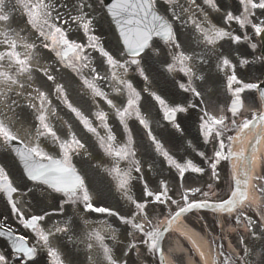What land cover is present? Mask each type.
<instances>
[{
    "label": "snow or ice",
    "instance_id": "obj_1",
    "mask_svg": "<svg viewBox=\"0 0 264 264\" xmlns=\"http://www.w3.org/2000/svg\"><path fill=\"white\" fill-rule=\"evenodd\" d=\"M103 2L99 0V3ZM238 2L241 6L239 14L226 11L222 23L230 25L235 22L240 28L250 26L255 35L264 38V20L253 22L255 10H264V0ZM210 10L222 12L217 0H202V3L200 0H111L104 16L114 24L117 34L120 47L114 53L98 34L103 17L98 19L95 0H0V145L9 146L13 142L20 145L14 149V153L22 165L21 181L26 178L31 182V186L14 183L8 166L0 162V195L5 196L22 227L30 230L35 237V243L30 244L26 235L14 233L11 227L4 232L5 225L0 223V234H6L13 241L16 253L32 259L38 249H43L50 264H68L62 248L69 244L75 246L82 227L74 212L63 221L44 227L42 222L53 213L45 211L43 214L26 215L20 200L29 195L35 198L48 193L59 194L62 199L58 203V214L61 216L66 215V206L75 208L82 205L85 212L115 217L121 224L130 225L141 233L143 239L139 243L146 245L148 251L160 252L161 258L163 251L160 241L164 231L181 215L193 209L209 207L231 212L248 200V175L251 171L249 150L254 153L259 144L254 122L264 126V112L253 113L250 119H245L239 125L233 119L231 125L237 134L227 136L226 145L224 133L228 125L224 110L220 109L221 114L215 115L207 107L202 109L200 130L205 142L215 137L217 147L212 157H207L204 152H198V155L210 161L212 176L216 179H219L217 165L221 161H232L233 186L228 197L215 204H210L206 199L190 200L189 196L201 193V189L187 188L181 193L183 206H179L178 201L169 196V187L164 180L160 181L158 191H152L144 182L143 197L150 199H137L131 193L132 181L144 179L142 162L137 159V141L129 126V120L133 118L144 130L154 152L170 168L176 169L180 178L188 171L197 174L205 171L191 160L178 162L154 134L148 113L142 110L143 93H147L162 110L164 119L173 125L177 133H181L183 129L177 121V114L197 107L190 102L187 105L169 103L153 90L151 73L157 63L163 65L167 73H182L187 82L179 83V89L199 98L203 104V93L197 82L205 81L203 66L215 57L217 70L226 73L227 90L231 94L228 111L233 117L243 107L242 94L246 90H260L261 97H264L262 84L241 80L236 73L237 65L222 48L218 50L225 39L238 45L250 38L246 34H234L214 23L209 18ZM73 26L75 31L82 32L86 42L71 38ZM181 29L190 30L187 41L180 39ZM249 47L255 52L257 44L249 43ZM92 53H98L99 65ZM236 55L240 66L251 63L239 53ZM258 59L264 61V55ZM61 69L74 74L87 93L107 104L123 129V139L118 138L109 123V112L97 105V110L91 113V117L98 121L94 124L89 115L74 105L69 98L67 85L59 78ZM130 69L136 72L142 87L138 88L133 83L129 77ZM102 82L111 89L110 92L101 87ZM53 96L74 115L87 133L95 137L96 146L103 156L97 157L96 163L90 159H84L83 163L105 171L116 181L118 190L134 206L128 215H121L110 207L98 206L94 202L85 171L73 162L74 157L90 158L93 153L73 130L72 124L59 116L57 107L53 105ZM121 97L124 99L118 104L116 99ZM249 131L253 138L246 147L245 137ZM152 166L148 165L149 170ZM134 172L140 174L139 177L133 176ZM261 191L264 192V189ZM201 194L208 195L206 192ZM153 202L161 205L170 202L178 205V210L163 225L146 230L145 224L137 222V217L144 216L146 219L148 206ZM245 219L250 226L252 239L264 240V231L257 233V225L251 217ZM6 220L7 217H4ZM147 223L150 226L152 222L148 220ZM83 225L88 230L86 239L81 242L86 243L90 253L98 249L96 257H88L93 264H128L127 260H118L113 248L105 243L106 239H117L115 228L108 224L93 226L87 219L83 220ZM260 227L264 228V224ZM239 243L243 247L237 256L226 253L221 246L220 264H252L253 249L243 237ZM129 250L139 251L137 243H131ZM124 255H128V252H124ZM260 255L264 257V246ZM0 264H8V258L3 253H0ZM213 264L217 262L213 261Z\"/></svg>",
    "mask_w": 264,
    "mask_h": 264
},
{
    "label": "rangeland",
    "instance_id": "obj_2",
    "mask_svg": "<svg viewBox=\"0 0 264 264\" xmlns=\"http://www.w3.org/2000/svg\"><path fill=\"white\" fill-rule=\"evenodd\" d=\"M95 2H96V8H97V13H98V15L100 16V17H103L102 16V13H101V11H100V4H99V0H95ZM99 17V18H100ZM98 18V19H99ZM105 27H103V28H105V29H107V31H108V25L105 23V21L102 23ZM252 39H253V37H251ZM108 40L111 42V45L113 46V52L114 53H116V52H118L119 50H118V46H117V44H116V41H115V39H114V36H113V34H112V32L110 31V29H109V34H108ZM253 54L256 56L257 55V52L255 51V52H253ZM97 56V58H98V60L100 61V58H99V55H96ZM243 56L244 57H246L247 59L249 58V53L248 52H244L243 53ZM256 66L258 67V69H259V71L257 72V73H254L250 68L247 70V71H245V75L248 77V79L247 80H251L253 77H255V78H259V79H261L262 78V76H263V74H264V66H263V64H262V61L261 60H259V62H257V64H256ZM130 71H133V70H131L130 69ZM132 73H135V71H133ZM171 81H173L172 79H170ZM77 85V84H76ZM75 85V86H76ZM170 90H172L173 89V87H174V84L173 83H169L168 85H166ZM78 93V92H77ZM76 93V95H75V99L76 100H78V95H79V93L77 94ZM214 95H215V90H213V92H212V96H211V100H214V102H212L213 103V105H216L217 104V102H216V100H215V98H214ZM121 98H123V97H121ZM121 98H119V99H117V103L119 104L121 101H122V99ZM55 102V101H54ZM172 103H174L173 101H172ZM55 104V106L58 108V103L56 102V103H54ZM58 114H59V116L63 119V120H66L67 121V118H66V116L67 115H64L63 114V112H58ZM113 117L112 118H114V124H115V126H116V133H117V135H118V138H120V139H123V135H122V133H123V129H122V127L119 125V123H118V121L115 119V117H114V115H112ZM73 118H74V116H72ZM72 122L73 123H71V122H69V123H71L72 124V126H73V130L74 131H76V133L77 134H80V131H81V129H80V127H79V124H77V122H75V120L74 119H72ZM130 126V125H129ZM83 128V127H82ZM132 131H133V136H134V138L136 139V141H137V146H136V149L138 150V153H139V155L141 156V134H140V128L137 126V128L134 126V128H132ZM85 134H87V133H85ZM101 134H103V130L101 131ZM21 135H23V132H21ZM88 136L89 137H93L92 136V134H88ZM95 139V138H94ZM1 147L3 146V145H0ZM49 150H51V149H49ZM182 151V150H181ZM91 152H92V149H91ZM95 152L97 153V157H102L103 156V154L100 152V150L98 149V152H97V150L95 149ZM185 155H189V153L188 152H184V151H182V157L184 158V156ZM80 157V156H79ZM84 159H86L85 157H80L79 158V160L81 161V160H84ZM105 159V161L107 160V158H104ZM137 159H139V158H137ZM140 160V159H139ZM187 160H190V156H186V158L183 160V161H187ZM11 164H12V166H13V168H14V170H15V176L16 177H20V180H21V174L19 173V169L17 168V165H16V163H15V161H13V160H11ZM80 165V164H79ZM81 165H82V162H81ZM80 165V166H81ZM81 168H82V170L84 171V168L81 166ZM94 172L95 173H99V174H101V176H102V181H104L105 182V185H106V187H105V189L106 190H111V192L113 191V189H114V195H115V200L117 201V198H116V196H119V199H120V201L121 202H125L126 204H128V202H127V200L124 198V196H123V194L122 193H119L118 191H117V189H115V188H112V181H109V180H111L112 178L109 176V175H107L106 174V172L105 171H103V170H98V169H95L94 168ZM86 176H87V179H88V181H89V183H95L96 181L95 180H93V179H91V178H89L88 177V175L86 174ZM16 177H14V179L16 178ZM108 179V181L106 180V179ZM24 181V180H23ZM25 182V181H24ZM189 182H192V181H189ZM26 183V182H25ZM90 187H91V190L93 191V186H91L90 185ZM95 191V190H94ZM61 198V196H59L58 194H55V193H48V194H46L45 195V201L47 202H45L46 203V207L49 209V210H53L51 207H53V206H55L54 205V202H55V200H59ZM34 199V197L32 196V199H31V201H34L33 200ZM62 199V198H61ZM146 199V198H145ZM21 203H23V201H21ZM50 204H52V206H49ZM22 208H23V210L25 211V213H26V215H32V214H39L38 212L36 213V206L35 205H33V203L30 205V206H24V205H20ZM169 206V205H168ZM42 207V206H41ZM44 207V206H43ZM58 207V206H57ZM126 207V208H125ZM123 206V207H120L119 205L117 206V207H115V209L118 211V212H120V214L121 215H128L131 211H133L134 210V208H131V207H129V206ZM169 208H170V206H169ZM43 209V208H42ZM42 209H39V211L40 212H42ZM68 210H69V213H70V215L74 212L75 214H76V219H78V222L81 224V225H83V220L84 219H82L81 217H82V214H81V207L79 208V206H77V207H75V208H73V207H70V208H68ZM169 214H171L170 212H168V210H163L162 212H159V211H154V212H152V213H149L148 214V217H149V219L151 220V222L153 223H157L158 221H160V219L163 217V216H166V215H169ZM7 214L5 213V216H6ZM102 215V217H101V219L100 220H97V221H93L92 219H89L88 221L93 225V226H102V225H104V224H107V222L105 221V218H107V219H109V222H108V225H110V226H112L113 228H115V230H116V236H117V239L115 240V241H113V240H111V239H106L105 240V243H107L110 247H112L113 248V252H114V255H115V257L118 259V260H125V255H124V252H128V255H129V245L131 244V243H133V236H136V234H137V231L135 230V229H133L130 225H123V224H121L119 221H118V223H114V222H112L111 221V218L112 219H117V218H115V217H110V216H107L106 214H101ZM140 217H142V216H140ZM144 217V216H143ZM16 222H17V224H20V222L18 221V219L17 218H15L14 219ZM51 220H54V219H52V218H50V219H48V221H44L42 224H43V226L44 227H50L51 226ZM224 220V219H223ZM220 221H221V223L223 222L222 221V219H220ZM188 222L190 223V225L192 226V227H197V229L198 230H200V231H203L204 233H205V235H206V237H209V236H211V237H213V238H216V236L217 235H220L219 234V232H218V229L217 228H215V221L214 222H212V223H210V220L207 218V215L206 214H198V215H196V216H192L190 219H188ZM197 224V225H196ZM21 225V224H20ZM129 233H131V235H129ZM81 234H82V228H81V230L79 231V234H78V237H77V243L75 244V246H74V248H76V251L74 250V254H73V256H72V253L70 254V255H68V258L66 257V259H67V262H68V264H93V262L92 261H90L89 259H88V257L91 255V256H93V257H96L98 254L96 253V255H95V252L93 253V251L90 253V255H86V256H83L82 254H80L79 253V251H80V249H82L83 250V248L81 247V246H85V248H86V244H85V242H84V244L83 245H81ZM85 236V235H84ZM34 239L35 240V237H32L31 236V239ZM176 238H177V236H176V234L175 233H171L168 237H167V240H166V247L169 249V248H171V244L172 243H174V242H176ZM209 239H210V237H209ZM183 243L185 244V242L183 241ZM186 245V244H185ZM256 244H253V245H250V247H253V246H255ZM71 246H73V245H71ZM221 243L220 242H217V244H215L214 242L212 243V241H210V243H209V247H210V249H211V247H214L215 249H214V252L216 253V249L218 250V252H219V250H221ZM43 251H45V250H43V249H41V250H38V258H40L39 259V261H38V263L39 264H43V261H42V258H41V256H42V252ZM63 252L65 253L66 252V250H65V248L63 249ZM71 251H69L68 250V253H70ZM67 253V252H66ZM143 254H145V253H142L141 255H139V257L137 258V257H134L135 258V260H138V259H140L139 260V264H145L146 262H147V260H146V258L148 257V260H149V262L151 261V264H158L157 263V261H155V259H153V258H151V257H149V255L148 254H146V258L144 257V255ZM127 255V256H128ZM72 256V257H71ZM84 257V258H83ZM133 258V259H134ZM219 259H218V262H217V264H220V262H221V258L220 257H218ZM78 259V260H77ZM83 259V260H82ZM174 259H175V261H176V263L177 264H184V262H183V258L181 257V256H179V255H175L174 254ZM73 260V261H72ZM134 264H135V262H134ZM137 264V263H136ZM260 264H264V258H262V260H261V263Z\"/></svg>",
    "mask_w": 264,
    "mask_h": 264
},
{
    "label": "bare ground",
    "instance_id": "obj_3",
    "mask_svg": "<svg viewBox=\"0 0 264 264\" xmlns=\"http://www.w3.org/2000/svg\"><path fill=\"white\" fill-rule=\"evenodd\" d=\"M248 140H252V133L249 131L247 134ZM248 140L245 142V146L248 144ZM251 196V194H250ZM166 221H164L165 223ZM163 223V224H164ZM170 231L176 232L177 234H191L195 243L191 242L195 250L197 251L199 257L206 263V264H213L212 263V256L208 251L207 241L206 239H200L199 236L191 229V226L188 224L185 218H178L174 223H172L170 227ZM196 244V245H195ZM178 254L183 256L185 264H197L196 260L192 259V252L186 250L182 243L178 242L176 247H171L167 251H164V258L166 264H176L173 258V254ZM203 253V255H201Z\"/></svg>",
    "mask_w": 264,
    "mask_h": 264
}]
</instances>
